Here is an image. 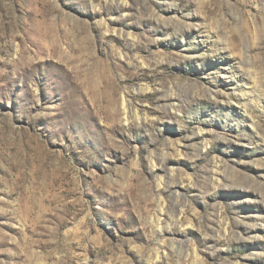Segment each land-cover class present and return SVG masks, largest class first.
Returning <instances> with one entry per match:
<instances>
[{
    "label": "rangeland",
    "instance_id": "1",
    "mask_svg": "<svg viewBox=\"0 0 264 264\" xmlns=\"http://www.w3.org/2000/svg\"><path fill=\"white\" fill-rule=\"evenodd\" d=\"M0 264H264V0H0Z\"/></svg>",
    "mask_w": 264,
    "mask_h": 264
}]
</instances>
